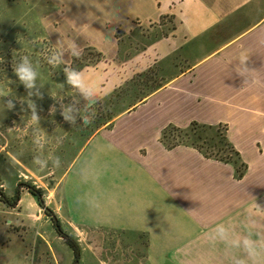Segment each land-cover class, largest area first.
Instances as JSON below:
<instances>
[{
  "label": "rangeland",
  "instance_id": "374dc122",
  "mask_svg": "<svg viewBox=\"0 0 264 264\" xmlns=\"http://www.w3.org/2000/svg\"><path fill=\"white\" fill-rule=\"evenodd\" d=\"M132 1L135 0H126L129 12L133 9ZM90 10L91 0H0V190L11 201L7 204L0 195L1 219L12 217L19 232L26 233L25 229H30L36 235L40 233L56 260L53 262V258H48L47 264H73L74 251L56 231L52 218L39 205L37 198L22 186L26 183L42 190L44 203L55 214L61 229L78 243L77 264H167L169 255L179 256L181 260L177 263L180 264H231L224 261L228 253L203 251L198 245L192 246L193 251H185L188 247L184 245L177 253H151L145 251V237H137L119 227L121 187L130 185L134 188L137 180L135 164H127L132 157L108 134L101 133L86 143L101 131L124 133L135 130L136 124L126 120L135 114L142 95L161 85L171 73L183 69L191 61H182L175 53L174 59L166 57L158 65L157 60L153 63L151 59L152 35L167 36L172 31L174 21L171 14L161 15L157 21L145 25L127 19V22L132 21V27L127 30L124 28L126 21L121 22L123 27L115 31V55L110 56L87 39L99 38L93 34L94 29L91 30ZM141 34L147 39H138ZM70 43H74L79 51L74 63L73 55L68 52H65L64 63L60 66L48 63L53 53L67 49ZM96 52L102 55L101 58ZM24 56L37 67L41 96L28 97L27 90L14 74L13 65ZM65 66L83 70L89 81L91 69H111L107 81L114 86L105 93L99 90L102 87L97 88L98 102L92 110L94 114L89 125L83 126L79 116L72 125L61 115V103L67 105L79 101L76 104L79 108L87 103L66 84ZM8 100L14 104L12 109L5 105ZM32 102L39 122L31 117L28 103ZM53 106L55 113L50 111ZM108 115H114L113 119L91 134L95 122ZM157 122L158 119L149 122L153 130H156ZM215 125L218 132L214 134L220 133L228 139L227 124ZM187 126L170 129L167 135L170 139L164 142L176 141L185 146L196 142L201 144L200 148L209 154V158L227 157L243 169V159L240 157L239 160L228 147L219 150L217 144L212 143L211 147L202 144L211 136V130L197 128L187 132L183 130ZM37 139L43 144L42 149L35 142ZM36 155L45 160L49 156H58L60 167L48 160L47 167L40 168L33 163ZM234 177L238 179L235 166ZM16 189L20 203L13 207ZM132 195L134 198V191ZM4 247L0 242L2 264V256L7 255ZM258 259L264 264V253Z\"/></svg>",
  "mask_w": 264,
  "mask_h": 264
},
{
  "label": "crops",
  "instance_id": "0c3cea01",
  "mask_svg": "<svg viewBox=\"0 0 264 264\" xmlns=\"http://www.w3.org/2000/svg\"><path fill=\"white\" fill-rule=\"evenodd\" d=\"M96 1L91 0V30L99 38L87 39L100 51L115 55V31L123 27L121 22L126 21L127 30L132 27L127 19L145 25L168 13L174 28L167 36L152 35L151 59L158 65L166 57L174 59L175 53L191 61L139 100L135 114L126 120L136 124L135 130L101 131L86 143L108 134L132 157L127 164H135L134 188L121 187L119 227L145 237V251L151 253H177L184 245L185 251H193L198 245L203 251L228 253L224 261L231 262L243 253L209 239L218 224L235 236L264 239V0H135L131 12L126 0ZM138 39L147 38L141 34ZM245 58L249 71L242 76L238 72ZM109 77L111 69H91V82L102 93L114 86ZM157 119L153 130L149 122ZM191 121L227 124L228 140L247 165L241 179L234 177L231 163L205 157L191 146L164 142V127H185ZM19 203L20 198L15 206ZM26 231L3 245L7 255L1 261L54 262L44 237ZM179 258L169 255L167 264H180Z\"/></svg>",
  "mask_w": 264,
  "mask_h": 264
},
{
  "label": "clouds",
  "instance_id": "9594fccd",
  "mask_svg": "<svg viewBox=\"0 0 264 264\" xmlns=\"http://www.w3.org/2000/svg\"><path fill=\"white\" fill-rule=\"evenodd\" d=\"M65 52H68L73 56L79 55L76 45L74 43H70L67 49H61L53 53L48 58V63L55 67L60 66L64 63ZM247 60L248 59L245 58L240 61V71L238 73L242 76H244V73L249 71V69L244 66ZM13 71L18 77L19 82L27 90L28 97L33 95H42L40 92L41 87L37 85V80L39 77L37 67L34 66L32 61L27 56L21 57L19 61L13 65ZM63 72L66 76V84L75 89L76 93L87 103L84 104L83 108L76 107V104L79 103V101H75L74 103L67 105L61 103V115L65 121L72 125H75L77 116L82 119L83 126L89 125L92 123L90 117L94 114L92 110L94 109L95 104L98 102L96 85L94 82L89 81L83 70L65 66L63 68ZM5 105L8 109H12L14 107L12 100H8ZM28 107L31 109L32 119L39 122L35 104L33 102L31 104L28 103ZM50 111L55 113V106H53ZM35 142L40 145L41 149L43 148V144L39 139H37ZM48 160H51L55 167H60L61 161L58 156H49ZM48 160L41 159V155H36L33 157V163L40 168L47 167ZM78 202H80V198H78ZM209 239L213 242L216 240L225 242L227 247L231 249H238L243 253V255L240 257H233L231 264H261V261L258 258L262 253H264V239L254 240L251 238V234L235 236L230 233L223 224H218L212 230V232L209 234Z\"/></svg>",
  "mask_w": 264,
  "mask_h": 264
},
{
  "label": "trees",
  "instance_id": "16d2710c",
  "mask_svg": "<svg viewBox=\"0 0 264 264\" xmlns=\"http://www.w3.org/2000/svg\"><path fill=\"white\" fill-rule=\"evenodd\" d=\"M97 54H98V56H100V58H101V54L99 53V52H96ZM76 58H78L77 56H73V63H74V61L76 60ZM131 82L133 83V84H135V81L134 80H131ZM147 94H149V92L148 93H145L144 95H142V97L140 98V99H142L144 96H146ZM139 99V100H140ZM113 117H114V115H108L106 118H104V120L102 119L101 121H97V122H95V127L94 128H92L91 129V134L94 132V130H96V129H98L101 125H104V124H106V123H108L109 121H111L112 119H113ZM110 124V123H109ZM176 129V126H174V125H171V124H169V125H167L166 127H164L163 129H162V138L165 140L166 138H167V135H168V133H170L169 131H170V129ZM197 128H204V129H209V130H211V136L210 137H208V138H205L204 140H203V142H202V144H206L207 146L206 147H211L212 146V143H214L215 145L217 144V147H219V150L221 149V148H224V146L225 147H228L229 149H231L237 156H238V159L239 160H241L240 159V155H239V152L234 148V146L228 141V139L226 138V136L225 135H222V134H220L219 133V135L216 133V134H214L215 132H218L217 130V128L218 127H216V125L215 124H206V123H199V122H197V121H191L190 123H189V125L186 127V128H184L183 130H186L187 132H189L188 130H196ZM216 137H219V139L218 138H216ZM173 139V138H172ZM170 146H174V145H177V143H176V141L175 142H171L170 144H169ZM192 147H194V148H196L197 150H199L202 154H203V156H205V157H208L209 158V154L208 155H206L203 151H202V149L200 148V146H201V144H197L196 142L195 143H191L190 144ZM211 157V156H210ZM216 159H218V160H221V161H224V162H226V163H228V162H233L232 164L235 166V173L237 174V178L239 179V178H241V176L244 174V170H246V167H247V165H246V163H243V162H241V164H242V166H243V169H240L238 166H236L237 164V162L236 161H231L230 159H228L227 157L226 158H216ZM240 162V161H239ZM240 164V165H241ZM241 167V166H240ZM23 186H25L27 189H28V191L33 195V196H35L36 198H37V200H38V203H39V205L41 206V207H46L45 206V204L44 203H41V200H43V198H42V195H43V192H42V190L41 189H39V188H36V187H34V186H32V185H30V184H26V183H24V185ZM0 194L3 196L4 194H2V192H1V190H0ZM44 201V200H43ZM45 212H49V213H51L52 214V211H51V209H49L48 211H46L45 210ZM54 227H55V229H56V231L60 234V236H62L64 239H65V242L70 246V248L74 251V253H75V256L77 255V253L79 252V246H78V243L76 242V240L73 238V237H71L70 235H68L67 233H65L62 229H61V227H60V225H59V221H58V219L55 221V225H54Z\"/></svg>",
  "mask_w": 264,
  "mask_h": 264
},
{
  "label": "flooded vegetation",
  "instance_id": "af4514ba",
  "mask_svg": "<svg viewBox=\"0 0 264 264\" xmlns=\"http://www.w3.org/2000/svg\"><path fill=\"white\" fill-rule=\"evenodd\" d=\"M18 194H19V191H18V189H16L15 190L14 201L12 203V204H14L13 207H15V204H16L17 200L19 199V195ZM3 200L7 204H11V201H9L8 198L5 197V195H3ZM46 213L52 218V221H53V223L55 225V220L53 219L51 213H49V212H46ZM0 216H3V215H0ZM25 230H27V229H25ZM16 234L17 235H21L23 233L19 232L18 227L16 226V223H14V219L12 217H5V220H2L1 217H0V242H1V244L2 245H7L8 243H10V239H11L12 235H16ZM74 259H75V257H74ZM73 263H74V261H73Z\"/></svg>",
  "mask_w": 264,
  "mask_h": 264
},
{
  "label": "water",
  "instance_id": "95a60500",
  "mask_svg": "<svg viewBox=\"0 0 264 264\" xmlns=\"http://www.w3.org/2000/svg\"><path fill=\"white\" fill-rule=\"evenodd\" d=\"M41 203H44V201L41 200ZM49 209H50L49 207H44V210H46V211H48ZM51 215H52L53 219L56 221L57 218L55 217V214L52 212ZM78 261H79V252H78L77 255L75 256V259H74V263H73V264H77Z\"/></svg>",
  "mask_w": 264,
  "mask_h": 264
}]
</instances>
